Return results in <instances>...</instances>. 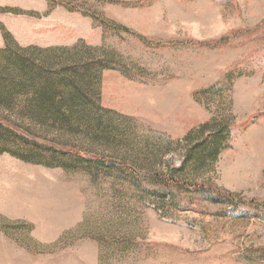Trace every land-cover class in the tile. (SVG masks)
I'll return each mask as SVG.
<instances>
[{
	"label": "rangeland",
	"instance_id": "1",
	"mask_svg": "<svg viewBox=\"0 0 264 264\" xmlns=\"http://www.w3.org/2000/svg\"><path fill=\"white\" fill-rule=\"evenodd\" d=\"M0 28V65L79 70L0 124V264H264V0H0Z\"/></svg>",
	"mask_w": 264,
	"mask_h": 264
},
{
	"label": "trees",
	"instance_id": "2",
	"mask_svg": "<svg viewBox=\"0 0 264 264\" xmlns=\"http://www.w3.org/2000/svg\"><path fill=\"white\" fill-rule=\"evenodd\" d=\"M70 8V7H69ZM72 8V7H71ZM96 22L105 28L117 31L124 27L105 17L102 14L90 15ZM4 48H0L3 52L8 47V34L4 29L0 28ZM15 53L9 55L6 61L0 65V82H5L4 92L0 91V124L13 122L10 115L14 113V100L18 95L26 97V106L30 112H38V114H48L47 112L57 111L61 103L65 100L64 89L71 90L79 87L77 79L74 75L69 76V69L73 74L79 70L76 67H61L62 72L66 73L62 78H54V73H60L59 70H52V66H45L32 56H25L22 53L27 50H43L37 47L21 48L16 47ZM84 68V65L82 66ZM60 93L62 96H58ZM227 127L224 124L218 126L212 138V148L209 153L215 156L221 144L226 140ZM197 194L201 199L206 198L211 202H221L228 205H234L233 195L227 192H219L203 185L194 186L187 189ZM154 196L161 199L165 197L151 191ZM181 211L194 210L191 202L182 203Z\"/></svg>",
	"mask_w": 264,
	"mask_h": 264
}]
</instances>
